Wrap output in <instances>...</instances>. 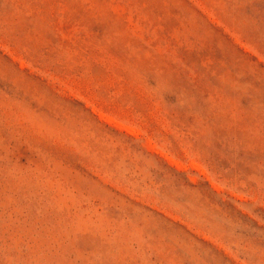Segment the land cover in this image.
Returning <instances> with one entry per match:
<instances>
[{"label":"rangeland","instance_id":"rangeland-1","mask_svg":"<svg viewBox=\"0 0 264 264\" xmlns=\"http://www.w3.org/2000/svg\"><path fill=\"white\" fill-rule=\"evenodd\" d=\"M0 264H264V0H0Z\"/></svg>","mask_w":264,"mask_h":264}]
</instances>
